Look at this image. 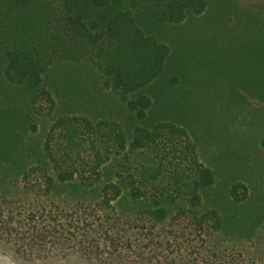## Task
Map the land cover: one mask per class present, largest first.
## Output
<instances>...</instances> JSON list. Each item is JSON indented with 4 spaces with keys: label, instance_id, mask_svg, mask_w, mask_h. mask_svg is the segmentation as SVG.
<instances>
[{
    "label": "trees",
    "instance_id": "16d2710c",
    "mask_svg": "<svg viewBox=\"0 0 264 264\" xmlns=\"http://www.w3.org/2000/svg\"><path fill=\"white\" fill-rule=\"evenodd\" d=\"M214 1L0 0V94L26 99L27 121L49 120L37 161L25 163L11 153L19 111L0 106L7 142H0V241L29 260L244 264L224 244L264 237V167L250 173L256 194L229 182L218 199L216 172L188 130L169 120L147 124V91L173 57L148 33L199 19L191 31L202 49L193 65H218L214 89L229 112L253 116L242 142L264 162V0ZM56 63L93 71L133 130L116 120L55 116L44 83ZM187 85L205 90L200 79Z\"/></svg>",
    "mask_w": 264,
    "mask_h": 264
},
{
    "label": "rangeland",
    "instance_id": "374dc122",
    "mask_svg": "<svg viewBox=\"0 0 264 264\" xmlns=\"http://www.w3.org/2000/svg\"><path fill=\"white\" fill-rule=\"evenodd\" d=\"M198 22L201 20L193 22L190 20L180 26L150 29L148 34H153L159 41L167 44L173 57L164 77L147 91L153 102L147 124L169 120L188 130L198 146L202 162L216 172L217 186L214 194L218 199L221 193H225L226 189L223 187L229 182L247 184L254 195L258 179L250 173L255 167H264V162L259 153L247 149L248 143L243 144L247 140L245 134L248 133L244 122L251 121L253 116L248 113H232L226 109L224 96L214 89V86L220 85L219 70L216 67L218 65L209 63L206 68L193 65L202 49V45L193 37L194 31H191L197 24L200 25ZM179 56L184 60L188 57L189 61L185 62L187 67ZM187 79L194 82L200 79L205 90H202L203 87H200L199 91L195 87L186 86ZM44 84L56 101L55 116L85 115L97 120H116L123 123L129 131L133 130L135 122L125 118L126 114L118 100L101 88L98 77L84 64L56 63L45 77ZM192 88L195 89V96H190ZM26 101L25 98L14 99L0 94L1 108L9 110L10 107L18 110L15 118L23 125L17 129V137L14 139L16 143L13 144L14 149H11V153L19 155L25 163H35L42 149L49 120L44 121L35 116L27 121ZM33 127L36 128L35 132ZM2 136L1 144H7L3 140L6 136ZM64 196H69L68 190L64 192ZM223 240L221 236L218 238L220 243ZM224 246L233 254L230 256L231 259L240 256L242 259L239 260L244 264H252L254 259L264 258V237L257 241L233 240ZM0 264L89 263L80 256L29 260L17 255L12 245L0 241Z\"/></svg>",
    "mask_w": 264,
    "mask_h": 264
}]
</instances>
